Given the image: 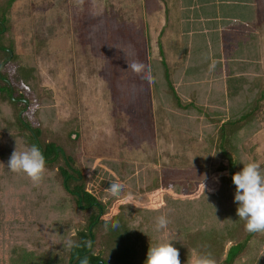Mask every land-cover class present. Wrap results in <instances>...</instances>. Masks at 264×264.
<instances>
[{"label": "rangeland", "instance_id": "1", "mask_svg": "<svg viewBox=\"0 0 264 264\" xmlns=\"http://www.w3.org/2000/svg\"><path fill=\"white\" fill-rule=\"evenodd\" d=\"M207 1L215 2L0 0L1 14H9L3 23L18 57L14 66L33 70L34 97L17 89L31 98L21 114L45 132V141L57 135L78 157L86 189L98 188L109 216L118 204L126 206L122 214L143 250L165 240L177 247L187 231L225 234L240 221L235 190L220 172L224 160L212 143L218 124L250 110L264 92V0H216L212 24L219 37L181 38ZM210 17H199V30ZM209 32L203 35L214 36ZM133 60L143 63L151 82L128 68ZM161 62L178 103L191 108H180L167 91ZM1 111L0 264H10L15 248L58 253L87 215L75 210L56 169H47L39 186L8 169L24 140L6 129L14 123L11 108ZM230 140L238 169L256 161L264 172V98ZM115 181L124 189L114 197L107 189ZM162 214L169 223L157 231ZM236 264H264V234Z\"/></svg>", "mask_w": 264, "mask_h": 264}, {"label": "trees", "instance_id": "2", "mask_svg": "<svg viewBox=\"0 0 264 264\" xmlns=\"http://www.w3.org/2000/svg\"><path fill=\"white\" fill-rule=\"evenodd\" d=\"M14 1L6 0L8 4ZM5 12L7 11L5 10ZM8 17V12L5 14L0 12V121L5 120L1 110L5 106L10 107L14 113V123L6 124V129H14L16 137L24 140L23 149L32 145H37L40 148L46 159V168L48 170L56 169L54 177L69 197L75 210L79 214L87 215L84 218L85 224L76 226L73 235L68 236L67 240H72L75 246L68 248L63 244L58 253H43L32 248H15L13 250L14 257L10 260V264H146L148 250H143L142 241L140 242L136 234L129 229L128 217L126 214H122V208L126 206L118 204L116 212L109 216L106 207L98 198V188L93 185L90 190L86 189L89 180L83 173V166L78 157H73L66 152L61 143L58 142L57 135L45 141V132L43 133L38 126H30V123L24 118L25 115L21 114L27 111L31 102L29 101L30 97L21 96L17 93V89L25 90L32 98L34 97L29 83L33 70L18 64L14 66L18 57L14 52L13 39L9 36L6 38L5 34L9 30L3 23L4 19H9ZM181 23L184 25L187 22ZM189 25V29H191L193 25L191 23ZM197 30L199 29L197 28ZM205 53L207 52L198 55ZM198 58V56L194 57L196 60ZM162 66L167 91L180 108H191L192 104L181 106L178 103L165 63L161 62ZM11 67L13 70H10ZM263 98L264 92L262 91L250 110L217 126L218 135L212 145L224 160L220 172L226 183L235 191L236 186L232 182V176L241 170L237 168L230 138L244 125L252 121ZM19 114H21L20 117ZM22 133H26V136H22ZM4 156L5 154H1L0 157L3 158ZM244 223L240 219L225 234L213 230L185 232L182 242L176 247L179 250L181 264H187L191 254L196 255L198 253H211L216 264H236L247 253L251 243L258 235V233L246 232ZM114 224L117 226L113 227ZM225 242L232 243L226 252H224Z\"/></svg>", "mask_w": 264, "mask_h": 264}, {"label": "clouds", "instance_id": "3", "mask_svg": "<svg viewBox=\"0 0 264 264\" xmlns=\"http://www.w3.org/2000/svg\"><path fill=\"white\" fill-rule=\"evenodd\" d=\"M128 68L137 75L143 73L141 78L151 82L141 61H131L128 63ZM7 167L13 173L26 175L34 186L42 183L47 172L45 156L37 145L26 147L22 151H18L16 146ZM232 182L236 186L234 196V201L238 203L236 214L245 222V231L264 234V172L261 170V165L256 161L243 164L242 170L233 174ZM123 189L124 185L115 181L109 184L107 192L115 197L119 196ZM168 223L166 215L156 217V230H165ZM116 226L113 225V227ZM65 246L71 248L75 245L69 239L65 241ZM179 255V250L173 246L171 241L165 240L149 247L146 264H181ZM191 264H216V260L211 253H198L191 258Z\"/></svg>", "mask_w": 264, "mask_h": 264}, {"label": "crops", "instance_id": "4", "mask_svg": "<svg viewBox=\"0 0 264 264\" xmlns=\"http://www.w3.org/2000/svg\"><path fill=\"white\" fill-rule=\"evenodd\" d=\"M212 1H215L216 2V0H212ZM205 2V1H204ZM215 2L213 3V2H211V1H207L205 4H201L202 5V7H201V10H200V13H195V15H194V17L198 20V22L197 21H195V18H194V22H193V27L194 28H196V29H194V30H191V29H189V27L185 30V34H183L182 36H181V33H180V37L181 38H183L184 37V35L188 38V37H193L194 35V37L195 38H209V37H219V35L216 33V31H215V29H216V27L217 26H215L214 25V23L212 24V22L213 21H215V19H214V17H216V15H213V12L214 11H216L217 9H215L214 7H213V5L215 4ZM203 8L204 9H206L205 11L203 10ZM196 10V9H195ZM203 11H204V13H203ZM213 11V12H212ZM215 14H218V13H216V12H214ZM202 14H204L205 16H211L210 17V19L211 20H209L208 21V23L206 24V26L204 27V28H201L200 30H197V28H199L202 24H200L201 22H200V19H199V17H201L202 16ZM226 18H228V17H226ZM229 19V18H228ZM187 22V21H186ZM188 23H191V22H189L188 21ZM209 26H211V28L209 29ZM205 31H210L209 32V34H214V36H205V35H203L204 34V32ZM180 32H181V30H180ZM195 32V33H194ZM191 33V34H190ZM194 34V35H193ZM193 35V36H192Z\"/></svg>", "mask_w": 264, "mask_h": 264}, {"label": "water", "instance_id": "5", "mask_svg": "<svg viewBox=\"0 0 264 264\" xmlns=\"http://www.w3.org/2000/svg\"><path fill=\"white\" fill-rule=\"evenodd\" d=\"M9 55H10V57H11V52H9ZM1 70V69H0Z\"/></svg>", "mask_w": 264, "mask_h": 264}]
</instances>
